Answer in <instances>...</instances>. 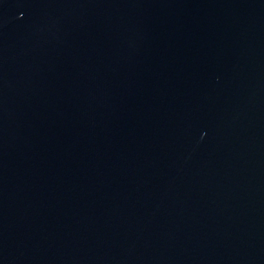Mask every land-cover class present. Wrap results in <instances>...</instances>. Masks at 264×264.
<instances>
[{"label": "water", "instance_id": "obj_1", "mask_svg": "<svg viewBox=\"0 0 264 264\" xmlns=\"http://www.w3.org/2000/svg\"><path fill=\"white\" fill-rule=\"evenodd\" d=\"M0 264H264V0H0Z\"/></svg>", "mask_w": 264, "mask_h": 264}]
</instances>
